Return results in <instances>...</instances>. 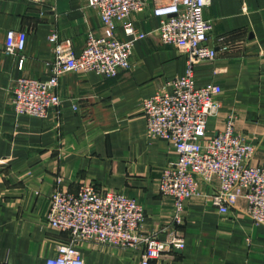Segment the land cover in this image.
Here are the masks:
<instances>
[{
    "label": "crops",
    "instance_id": "obj_1",
    "mask_svg": "<svg viewBox=\"0 0 264 264\" xmlns=\"http://www.w3.org/2000/svg\"><path fill=\"white\" fill-rule=\"evenodd\" d=\"M87 2L0 0V264H46L70 239L48 220L51 195L75 193L83 183L137 198L146 212L144 233L164 239L170 230L179 232L185 247L168 248L151 264H264V224L247 214L245 198L222 213L213 204V186L202 183L185 205L184 222L174 224V198L159 191L162 169L176 152L168 140L147 135L141 101L183 75L187 63L184 53L161 40L152 0L128 16L146 34L134 42L130 68L114 77L66 72L56 87L63 98L57 110L45 117L15 114L17 79L51 74L52 32L71 38L77 53L89 31L131 37L119 21L109 30ZM205 14L218 54L196 64V85L223 89L209 131L233 115L237 132L257 147L252 162L264 163V0H211ZM9 29L26 31L23 51L6 52ZM78 247L85 264H139L143 254L141 246L89 240Z\"/></svg>",
    "mask_w": 264,
    "mask_h": 264
},
{
    "label": "built area",
    "instance_id": "obj_2",
    "mask_svg": "<svg viewBox=\"0 0 264 264\" xmlns=\"http://www.w3.org/2000/svg\"><path fill=\"white\" fill-rule=\"evenodd\" d=\"M147 0H88L97 9L102 23L111 31L119 21L131 37L96 35L89 31L79 53L71 38L52 32L53 45L47 80L21 76L14 89L16 115L45 117L57 110L63 98L56 92L59 78L71 71H95L114 77L130 68L135 40L146 34L128 21L132 11H140ZM153 13L160 20L161 40L174 45L186 55V71L177 75L141 101L150 137L170 142L176 157L162 169L159 191L174 198L173 223L185 220V205L200 193V185L213 186V204L228 213L240 198L247 200L245 211L257 223L264 224V163H253L256 145L237 132L234 116L228 115L223 128L210 132V118L217 114L223 92L218 83L196 85L195 66L214 60L216 47L209 44L212 21L205 17L211 0H152ZM25 30L9 29L6 52L25 49ZM76 109V104H73ZM146 212L143 204L123 191H100L94 184L83 183L75 193L55 190L51 195L48 220L52 227L67 232L69 241L57 246L56 254L46 264H85L78 247L81 241H95L113 246L143 247L139 264H151L168 248L185 247L184 238L175 229L162 239L158 233H144ZM165 229V228H164Z\"/></svg>",
    "mask_w": 264,
    "mask_h": 264
},
{
    "label": "water",
    "instance_id": "obj_3",
    "mask_svg": "<svg viewBox=\"0 0 264 264\" xmlns=\"http://www.w3.org/2000/svg\"><path fill=\"white\" fill-rule=\"evenodd\" d=\"M205 15V17H206V14H204Z\"/></svg>",
    "mask_w": 264,
    "mask_h": 264
}]
</instances>
